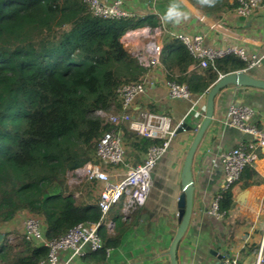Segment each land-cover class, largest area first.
Returning <instances> with one entry per match:
<instances>
[{"label": "trees", "instance_id": "1", "mask_svg": "<svg viewBox=\"0 0 264 264\" xmlns=\"http://www.w3.org/2000/svg\"><path fill=\"white\" fill-rule=\"evenodd\" d=\"M188 1L209 17L237 5V0H216L212 7ZM158 26L153 14L95 16L83 0H0V226L27 212L43 218L51 239L79 222H100L105 248L120 243L121 230L111 234L97 204L99 182L72 186L68 180L86 162H99L96 148L109 127L106 117L122 112L117 88L143 78L145 70L121 38L130 30ZM163 40L167 77L186 83L194 94L208 92L220 75L247 66L231 53L190 69L198 59L184 43L170 32ZM261 184L264 177L246 166L238 181L220 191V211L233 207L236 185L243 190ZM257 233L259 238L241 251H249L255 262L264 230ZM8 235L0 241V264L46 260V245L25 233L15 232L14 242Z\"/></svg>", "mask_w": 264, "mask_h": 264}, {"label": "crops", "instance_id": "2", "mask_svg": "<svg viewBox=\"0 0 264 264\" xmlns=\"http://www.w3.org/2000/svg\"><path fill=\"white\" fill-rule=\"evenodd\" d=\"M126 4L134 15L157 16L160 26L154 28H158L163 34L175 29L187 30L203 34L206 46L236 45L252 53L264 54V11L244 17L230 10L209 17L188 0H157L155 3L153 0H127ZM172 6L182 14L179 22L175 19H163ZM147 28L151 27L130 30L121 38L124 47L133 55L134 51L152 39L153 35ZM149 72L155 84L137 98L134 111L148 109L169 115L175 125L182 120L183 123L178 126L169 151L159 160L153 171L154 184L145 205L127 207L122 200L106 214L105 224L111 234L121 230L120 243L110 247L108 252L99 250L76 256L69 264H171L168 251L179 226L177 197L182 192L181 172L195 135L194 128L201 123L206 112L207 92L200 93L203 96L191 109L193 101L170 100L167 97L164 86L167 73L164 67H153ZM247 72L264 79V58L261 66ZM232 102L257 108L255 120L264 118V89L230 85L217 94L212 122L192 161L195 185L193 214L177 247L179 264H217L225 256L237 258L239 261L245 260L252 254L241 251L249 242L259 238L258 230H264V184L252 185L243 190L236 185L233 189V207L224 213L222 220L207 213L224 181L220 153L234 147L238 141L249 138L247 134L222 124L226 110ZM115 126L127 149L126 163H140L145 155L147 141L140 136L130 135L123 122H118ZM254 167L264 177V152ZM124 170L125 166L120 165L109 166L107 171L123 173ZM99 184L102 188V183ZM19 215L15 218L19 219ZM17 227L16 230H8L7 241H15V232L24 233L22 221ZM0 234L1 241L4 233ZM59 257L61 261L67 260L70 251H60Z\"/></svg>", "mask_w": 264, "mask_h": 264}, {"label": "built area", "instance_id": "3", "mask_svg": "<svg viewBox=\"0 0 264 264\" xmlns=\"http://www.w3.org/2000/svg\"><path fill=\"white\" fill-rule=\"evenodd\" d=\"M91 13L103 18L121 19L134 14L127 7V0H83ZM157 0H153V3ZM236 14L244 17L252 16L264 11V0H237V5L232 9ZM216 24V23H215ZM153 37L136 51L139 64L145 70L141 81H126L117 88L118 98L121 102L122 112L110 114L106 117L108 129L100 137L96 154L99 162H86L73 172L75 179L80 184L86 180H97L102 183L98 206L102 216L110 209L124 200L127 207H141L145 205L148 195L153 187V171L159 160L169 151L177 135V128L183 120L175 125L172 118L163 113H156L148 109L134 111L137 98L144 94L146 89L155 84L149 70L153 67H164L161 63V54L164 47L163 32L158 28H147ZM171 34L179 38L189 52L198 59L195 67H207L214 64L215 60L227 54H236L247 64L243 71H250L262 65L264 54L249 52L242 46L210 47L204 44L205 36L201 33H192L187 30L175 29ZM167 97L170 100L193 101V106L199 102L203 94H194L186 83L166 77L164 80ZM196 96L197 98H195ZM257 108L239 102H232L222 119L224 127H232L249 138L242 139L229 149L220 153L224 181L221 190L229 188L239 180L246 166H255L264 152V118L255 120ZM101 114H103L101 112ZM123 122L132 136H140L147 142L143 160L135 165L126 163V147L119 133L116 123ZM200 126L194 128L196 132ZM124 165L123 173L108 172L106 166ZM220 190V191H221ZM222 195L217 193L213 198L207 213L217 219L224 218V212L219 209ZM178 200V197H177ZM111 226V224H108ZM100 222L82 221L71 227L65 234L48 239L47 226L43 218L29 214L22 220V228L28 238L49 248L46 260L39 264H69L76 256L85 255L87 252L106 250L101 235L99 234ZM256 264H260L261 251ZM60 251H70V257L61 261ZM217 264H242L237 258L225 256Z\"/></svg>", "mask_w": 264, "mask_h": 264}, {"label": "water", "instance_id": "4", "mask_svg": "<svg viewBox=\"0 0 264 264\" xmlns=\"http://www.w3.org/2000/svg\"><path fill=\"white\" fill-rule=\"evenodd\" d=\"M234 85L236 87L251 86L256 88L264 89V79L253 76L250 72L238 70L228 74L220 75L219 78L210 86L207 92L206 100V112L203 120L200 123L198 130L195 132L191 145L185 156L182 172H181V184L182 192L180 193L177 206H178V220L179 226L174 237L171 240L169 247V258L171 264H179L177 258V247L184 236L190 220L193 214V203H194V178L192 173V161L194 154L205 134L209 125L212 122L214 109H215V98L219 91L226 86ZM182 128H180L181 130ZM2 234H0V237Z\"/></svg>", "mask_w": 264, "mask_h": 264}, {"label": "rangeland", "instance_id": "5", "mask_svg": "<svg viewBox=\"0 0 264 264\" xmlns=\"http://www.w3.org/2000/svg\"><path fill=\"white\" fill-rule=\"evenodd\" d=\"M199 11H200V10H199ZM170 33H171V32H170ZM163 39H164V34H163ZM68 181H69L70 185H72V186H76V185H78V181L75 179L74 174L70 175ZM99 188H101V185H100V184H99ZM19 214H20V215H19ZM17 215H19V216H21V217H19V219L15 218ZM17 215H16L11 221L2 224V225L0 226V232H2V233H9V231H12L13 229L16 230V228H18V227H17L18 223H19V225H20V224H21V221H22L27 215H29V213H27V212H25V213H18ZM8 230H9V231H8ZM257 238H258V236H257ZM257 260H258V258L256 259V262H255L253 256L250 255V256H248L245 260H240V262H241L242 264H256V263H257Z\"/></svg>", "mask_w": 264, "mask_h": 264}, {"label": "clouds", "instance_id": "6", "mask_svg": "<svg viewBox=\"0 0 264 264\" xmlns=\"http://www.w3.org/2000/svg\"><path fill=\"white\" fill-rule=\"evenodd\" d=\"M200 2L203 5H207L209 7H212L215 5L216 0H200ZM181 15L182 14L176 10L175 6H172L169 8L168 12L163 17V19L168 20V21L175 19L177 22H179V18Z\"/></svg>", "mask_w": 264, "mask_h": 264}]
</instances>
